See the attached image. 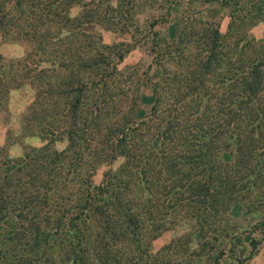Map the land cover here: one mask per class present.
<instances>
[{
    "label": "rangeland",
    "instance_id": "374dc122",
    "mask_svg": "<svg viewBox=\"0 0 264 264\" xmlns=\"http://www.w3.org/2000/svg\"><path fill=\"white\" fill-rule=\"evenodd\" d=\"M172 1L174 0H55L49 5L41 0H0V193L13 186L26 188L29 196L38 198L33 199L30 205L38 203L40 207L46 206L45 210L53 221L57 220L55 215L61 217L65 214V222L81 210L88 186L103 183L112 190V203L119 199V193L125 200H122L124 202L119 207H115L108 204L107 199L99 193L94 195L97 201L89 209L90 212L78 217V224L86 229L83 240L85 245L80 244L82 256L75 258L76 261L72 264H89L88 256L91 258L93 253L90 248L87 249L86 242L112 241L113 236H110L108 228L117 227L121 223L123 228L128 215L127 207L131 205L132 211L139 214L135 216L139 218L145 210L142 196L148 192L147 187L155 190L169 182L164 177L168 174V168L175 169V156H167L164 163L161 160L164 174L155 168L153 148L154 155L140 154L135 150L143 142L154 144L155 149L161 147L162 137L156 132L158 119L169 118L172 123H179L173 128L177 141L163 137L164 148L171 149V153L177 155V151L181 149L177 144L182 140H186L188 144L187 139L179 136L183 132L188 133V129L182 127L185 123L181 118L185 117L188 123L191 120L190 114L192 118L200 119L202 105L206 103L204 99L215 92L220 94L230 78L236 77L240 81L238 76H243L234 70L229 72L228 67H222L220 74L214 73L205 81L201 88L205 96L203 99L198 98V94H190L185 83L190 81L186 71L189 73L193 66L188 64L186 67V62L193 64L191 57H184V68L180 69L174 66L175 59H170V56L177 54L173 45L177 43L178 37L184 35L183 38H189L191 33L188 32L199 27L198 18L201 16L215 20L221 32H225L229 24L231 27L235 24L231 35L225 39L226 45L221 49L223 66L227 62L237 63L239 46L243 47L245 57L252 54L256 47L264 46V0H234V3L230 2L228 5L221 4V0H183L180 6ZM78 18L82 20V24L77 25ZM84 20L87 22L84 23ZM71 23L74 24L73 27ZM77 31L78 36L84 33L91 41L99 40V44L106 46V52L110 47L124 50L122 57H110L108 64L102 62L98 65L100 70H105L106 79L95 83L96 78H90L87 88L79 93L77 107L73 104L74 98L64 99L62 93L69 89L70 79L83 78L87 73V67L77 71L79 68H76V62L73 63L74 72L69 67H59L57 70L64 74L57 77L59 80L54 88L55 92L50 94V99H39L31 83L33 75L46 66H54L56 61L57 64L63 61L57 59L58 49L67 48L64 53L72 54L69 49L76 48L77 43L85 38L77 39L74 35ZM42 33L49 36V46L46 48L48 55L41 49H34L36 38L39 39V34ZM200 48L202 47L195 40H191L186 54H196L198 57ZM33 49L35 52H32ZM54 50H57L56 58ZM89 52L87 49L86 53ZM156 53L161 54L158 62L154 61ZM101 54L105 55V51ZM94 55L91 51L88 55L91 57L87 59L86 54H81L77 62L79 64L82 60L87 64ZM36 59L38 63L35 62ZM103 60L108 61L105 57ZM24 63L30 64L24 66ZM20 64H23L21 72L15 69ZM177 70L180 71L176 73ZM69 72L72 78L68 76ZM174 73L177 74V81ZM48 75L51 77L52 72ZM40 77L38 74L34 82ZM15 80H23L25 86L18 89L11 87L17 83ZM64 81H69L68 85ZM4 86L6 90L11 88L5 92L6 96L2 93ZM35 86L40 94H45L43 92L49 88ZM241 94L245 95L243 92ZM2 95L5 98L1 99ZM53 98L58 99V104L48 102ZM194 98L200 103L197 107ZM182 110H186L185 113H181ZM126 125L134 130L124 129L123 126ZM192 128L190 136L194 133L195 128ZM198 131L200 128L195 130V135ZM206 133L203 132L201 136H211V132ZM256 142H262L261 149L264 151V139ZM227 144L229 143H223L218 150L220 156L218 151V157L213 152L212 164H218L222 169L226 167V170H231L230 180L236 177V182L244 183L245 179L241 180L235 173V147ZM40 147L42 153H49L51 156L53 152L62 153L60 157L65 158L64 161L69 164L75 152L81 153V162H78L75 172L69 173L65 181L61 177H55L56 173H41L38 169L41 159L34 160ZM262 159L257 157L254 163L262 165ZM49 164L50 161L44 160V166ZM57 164L61 166L59 162ZM51 167L53 168L52 164ZM8 172L12 178L6 179L5 174ZM66 180L70 181L69 187L72 190H77L80 185L82 192L61 201L56 192L63 181L65 185ZM215 181L217 179L212 180ZM8 183L12 186L6 188ZM9 190L11 191L10 188ZM251 192L237 191V194L244 196V200L234 201L235 203L219 212L218 217L225 222L216 227L218 230L210 224L206 227L208 224H200L194 218H178L180 222L175 221L171 230H159L157 237H145L139 244L131 243L124 235L118 237L122 244L117 252L121 258L119 264H264V196L254 191L250 199L246 193ZM13 200L15 199L12 197L8 199L5 207L10 209ZM245 200L247 203H244ZM5 211L0 212V264H60L58 260L56 263L52 262L50 257L56 252L55 247L52 250V239L46 244L34 245V240L30 239L33 236L28 229L21 231L23 237L10 239L12 233L8 234L7 229H10L6 218L1 216ZM149 223V219H144V223L141 222L138 228L144 225L145 230ZM102 227L107 230L106 234L100 235ZM94 228L99 232L97 235ZM72 242L75 243L74 240ZM76 247L78 248V244ZM100 250L104 262L107 250ZM108 252L114 254L111 250Z\"/></svg>",
    "mask_w": 264,
    "mask_h": 264
},
{
    "label": "trees",
    "instance_id": "16d2710c",
    "mask_svg": "<svg viewBox=\"0 0 264 264\" xmlns=\"http://www.w3.org/2000/svg\"><path fill=\"white\" fill-rule=\"evenodd\" d=\"M41 1L48 3L49 5L53 4V1L55 2V0ZM221 1V4L224 5H228L230 2L234 3V0ZM182 2L183 0H179V2L176 0L172 1V3H176L178 6H180ZM198 19L199 27L188 32L191 33L189 38H183L184 35H180L177 39V43L173 45L177 54L170 56V59H175L174 66H176L177 69L182 67L184 68V57H191L190 60L193 64L186 62V67H188V64L193 66V68H191L189 71V73L191 72V75L186 71V75L189 76L190 80L185 83L187 92L195 95L198 94V98L203 99L205 96L203 95L201 88L204 86L205 81L210 75L214 73L220 74L222 67H225L226 69L228 67L229 72L234 70L245 77L238 76L241 78L240 81L236 77H232L229 79L226 88H224L220 94L217 95L215 92L214 95L207 96V98L204 99L206 100V103L202 105V114L200 115V119L192 118V115L190 114L191 120L190 123H188L185 120V117L181 118L185 123L184 125L182 124V127L188 129V133L183 132L179 134V136L183 137V139H187L188 144L186 140L179 142L177 145L181 149L177 151V155L174 152L171 153V149L164 148L165 142H163V137L166 139L170 137L175 140L176 136L173 128L174 126L179 125V123H172L169 118L158 119L159 123L157 124L158 129L156 132L162 137L161 141L163 144L161 147L159 149H155L154 144L150 142H143V144H141L142 146L139 145L135 150L140 154L149 153L150 155H154L152 152L153 148V151H155V164L157 166L155 168L159 172L163 171V173L164 170L162 167L165 158L167 156H175L177 159V165L175 169L168 168V174L164 173L166 175L164 178H166V180L169 179V182L165 183V180L164 186L162 185V188L155 190L147 187L149 189L147 190L148 192H145L142 196L144 197L142 199V204L144 205L145 210L141 212L139 218L135 216L138 214V212L132 211L131 205L127 207L126 211H128V215L123 223V228L121 223L122 221L117 227L108 228V231L111 233L110 236H113L112 241L101 240L97 241L98 243H95L94 240L89 244L86 242L87 249L90 248L89 250H91L93 253L91 254V258L88 256L87 262L89 264H104L112 262L119 264L121 258L118 256L117 252L119 250L118 247L122 244L121 239L118 237L124 235V237L128 238L131 243L139 244L140 241L145 237H157L160 234L159 230L160 232L165 229L171 230L175 221L180 222V219L187 220L188 218H194L196 222L200 224L201 222L208 224L206 227H209L210 224L212 225L211 227L218 230L219 228L216 227L218 225L222 226L225 222L224 219L218 217L219 212L227 208L232 203H235L234 201L241 202L244 200V196L237 194V191H252L250 194L246 193V195H249L250 199L254 191L260 193L262 197L264 196V151L261 149L263 146L262 142H256L257 140L262 141V139H264V46H262V48L256 47V49L253 50L251 52L252 54H250L248 57L243 56V47L239 46L240 54L236 60L237 63L233 64L232 62H227L226 66H223V62L221 61V49L223 45H226L225 39L228 35H231L232 28L235 24L232 25V27L229 24L228 29H226L225 32H221L220 26L215 20H210L208 18L204 19L203 16ZM77 21V25L82 24L81 19L78 18ZM85 22H87V20H84V23ZM183 23L186 24V22ZM71 24V27H73L74 24ZM152 24H154V22H152ZM184 30L182 33H184ZM78 33L79 31L74 34L77 39L80 37L85 38H82V40L77 43L76 48L69 49L72 54L67 55L64 53V50L67 48H62L61 50L58 49L59 54L57 59H61L63 61H61L60 64H57L56 61L54 66H46L44 69H40L39 72L35 73L33 77L31 76L33 78L31 83L32 86H34V92L38 94L37 96H39V99H50V94L55 92L54 88L57 86V81L59 80L57 77L64 74V72H60L57 69L69 67L70 71L74 72L75 66H78L76 68H79L77 71L87 67V73L83 78L79 77L73 79L72 74L69 72L68 76L72 78V80H69L71 84L68 90L65 89L64 92H62L64 99L66 97L74 98L75 102L73 104H75V107H77L79 105V93H82L87 88V83L89 82L90 78H96V80H94L95 83L102 82L103 79H106V76H104L105 70H100L98 65L102 62L108 64L110 57H114V59H120L124 53V50H118L116 47H108V52H106V46L99 44V40L91 41L89 40L91 39L89 36L85 35L84 33H81V35L78 36ZM44 34L45 33L39 34L41 37H39V39L36 38L34 49H36V51L41 49L44 51V54L48 55V53H46V48L49 46V36L46 37V34ZM191 40H195L197 44L202 47L199 49L201 52L199 53L198 57H196V54L193 56L186 54L187 46ZM34 49L32 52H35ZM87 49H89V53H91V51L95 53L94 57L90 60V62H87V64L82 60L78 64L77 61L81 54H86L87 59L91 57L88 56L89 53H86ZM55 51L57 52V50H54V52ZM102 51H105V55L101 54ZM178 51L180 52L178 53ZM56 52L53 54L55 55V58ZM159 55L161 54L156 53V56H154L155 62H158ZM54 57H52V61L55 60ZM104 57L108 61L103 60ZM35 62L38 63L37 59ZM74 62H76L75 66L73 65ZM24 64V66H26L30 63ZM18 66L19 67L15 69L21 72L23 70V64ZM236 66L237 68L235 69ZM49 71L52 72L51 77L48 75V73H50ZM179 71L180 70H177L176 73ZM176 73L173 74L175 76V81L178 80ZM38 74L41 77L38 78V81L34 82L35 77ZM245 74H247V76ZM116 75L118 74L116 73ZM15 81L17 83L12 85L10 84L11 87H16L18 89L25 86L23 80L21 82L17 80ZM69 81H64V83L68 85ZM51 82L55 83L53 84ZM59 84L60 82L58 85ZM6 85L9 86L8 84ZM35 85H37V87L49 86V88L46 90V92H43L45 94H40L37 89H35ZM9 89L11 88L9 87ZM9 89L6 90L4 86L2 88V93L5 95V92L9 91ZM242 92L245 95L241 94ZM47 93H49V95H47ZM4 95H2L1 99L5 98L6 95ZM57 101L58 99L53 98L52 101L49 100L48 102L56 105L58 104ZM194 101L196 107L197 105H200L197 98H194ZM34 106L33 109H35ZM185 111L186 110H182L181 113H185ZM76 119H79L78 115H76ZM192 127L195 129L191 137L189 133L193 132ZM123 128L131 129L133 127L126 125L123 126ZM199 128L200 131H198V134L195 135V130ZM132 130H134V128ZM202 131L204 133L207 132L206 134L211 132V136H201L203 134ZM255 136H257V138H255ZM118 138L121 139L120 136H118ZM199 138H201V140H199ZM226 139H231L234 141L228 142L225 141ZM76 141H78V139ZM223 143H229L227 146L232 144L235 147L236 161L234 163V169L237 176L242 178L241 180L245 179L244 183L236 182V177L234 180H230L231 170H226V167L222 169L218 164L213 166V152L215 151L216 153V151L220 150ZM42 151L43 150L40 147V149L37 151L36 157H34V160L37 158L41 159V164L38 167L39 171L41 173L46 171L48 174L56 173L55 177H61L64 181L69 173L75 172L74 170L76 166H79L78 162H81L79 159L81 158L82 154L78 152H75V155L71 156V162L69 164L68 161H64L65 158L60 157L62 153L56 152L54 154L53 152V155L51 156V154L42 153ZM219 152L220 151L217 153ZM217 153L215 154V157H218ZM257 157H261V159L263 157L262 165H260L258 162H256L257 164L254 163V159ZM44 160L50 161V164L44 166ZM161 160L163 163H161ZM58 162L61 166L57 164ZM63 163H65V166H63ZM51 164L53 165V168L51 167ZM211 170L213 173H215L213 174ZM5 175L6 179L12 178L9 172ZM216 179L217 181L215 182L217 184L215 185V182H212V180ZM64 181L63 185L60 186L56 192V194L60 196L58 198H61V201L71 198L75 194L82 192V188H79L80 185H78V188H76L77 190H72V188L69 187L70 181L66 180L68 184L66 182L65 185ZM208 182L210 186L208 185ZM9 186H12V184L10 185V183H8L6 188ZM9 188L3 189L0 193V212L6 210L5 213H1V216L6 218L7 225L10 229H7L8 234L12 233L10 235V239H14L16 236L23 237L21 231L24 229H28V232L33 236L30 239L32 241L34 240V245L46 244L52 239V250L55 247L56 252L55 255L51 254L50 257L52 258V262L56 263L58 260L60 264H72V262L76 261L75 258L82 256L79 249L81 248L80 244L82 246L85 245L83 240L86 229H82V227L78 224V217L83 214L86 215L88 212H90L89 209H91L94 203L97 201L94 195L97 196L99 193L105 200L107 199L109 202L108 204L114 205L115 207H119V205L125 201L119 193V196L117 197L119 199L116 201V203H112L113 201L110 200V198L113 196L112 190L106 188L105 184L103 185V183L88 186L87 191L84 193L85 200L82 203L81 210H79L77 213L78 216H72L67 222H65V214H63L61 217L58 216L59 218L55 215L57 220L53 221L52 216H50V214L45 210L46 206L40 207L38 203L34 205L29 204L33 203V199H35L36 196H29L27 192L28 189L16 186ZM135 188L140 190L138 186H135ZM9 197L15 199L13 200V205L10 209L8 206L7 208L5 207L8 199L10 200ZM250 199H248V202H250ZM244 203H247L246 200ZM142 216L145 218H142ZM72 219H74V221ZM144 219L150 220L148 228L145 230L144 225H140L141 228H138V225L141 222L144 223ZM86 228H88V226H86ZM94 229L97 235L99 232L96 228ZM101 229L99 230L101 231L99 234H106L107 229L105 227H102ZM12 230L13 232H10ZM96 235H94V237ZM205 239L206 237H204V240ZM72 240H74L75 243H73ZM76 244H78V248L76 247ZM58 249H61V252H58ZM100 249L107 250L106 259L104 262L102 259L103 254L100 252ZM110 250L114 252L113 255L115 258L110 252H108ZM109 257H111V260H108Z\"/></svg>",
    "mask_w": 264,
    "mask_h": 264
}]
</instances>
